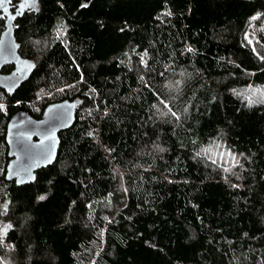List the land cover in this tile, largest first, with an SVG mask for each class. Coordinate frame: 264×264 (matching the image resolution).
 I'll return each mask as SVG.
<instances>
[{
  "label": "trees",
  "instance_id": "16d2710c",
  "mask_svg": "<svg viewBox=\"0 0 264 264\" xmlns=\"http://www.w3.org/2000/svg\"><path fill=\"white\" fill-rule=\"evenodd\" d=\"M33 1L29 74L0 88V264H264V0ZM65 97L57 159L9 181L11 112Z\"/></svg>",
  "mask_w": 264,
  "mask_h": 264
},
{
  "label": "water",
  "instance_id": "95a60500",
  "mask_svg": "<svg viewBox=\"0 0 264 264\" xmlns=\"http://www.w3.org/2000/svg\"><path fill=\"white\" fill-rule=\"evenodd\" d=\"M10 1L0 0V15H6V26L0 37V88L13 92L16 84L29 74L31 66L27 58L19 55L15 18L32 7L34 1L22 0L14 13H11ZM8 62H14L15 66L7 73L2 72L1 68ZM80 102L79 97L50 101L39 116L23 104L11 112L5 135L10 158L6 162L5 177L9 181L14 179L16 183L25 185L35 180L39 169L52 165L58 157L59 133L71 127L77 118L76 105ZM29 136L31 139H28Z\"/></svg>",
  "mask_w": 264,
  "mask_h": 264
},
{
  "label": "rangeland",
  "instance_id": "374dc122",
  "mask_svg": "<svg viewBox=\"0 0 264 264\" xmlns=\"http://www.w3.org/2000/svg\"><path fill=\"white\" fill-rule=\"evenodd\" d=\"M259 17L260 16H257L256 19L259 18ZM256 19H253V20H256ZM257 22L258 21H256V22L255 21H251V23H253L252 26H251V29L246 32V36L248 37L250 42L253 43V44H258L259 40H260L257 31L261 28V23L259 24ZM57 31H58L59 36H60V34L64 33L63 27H61V26H60V28H57ZM60 90H61V88L60 89L59 88L58 89H50L49 91L48 90H44V91L39 93L37 100H41V99L49 100L50 98L56 97V95L57 96L59 95V93H57V92H59ZM3 94H4L3 92H0V105H3V108L0 109V110L5 111V108L7 107V104L5 102ZM35 102H39V101H35ZM30 105L32 106V108H34L35 111L39 110V106L40 105L38 103L34 104L33 102H31ZM7 225H9L7 222H5V223H1L0 222V226H1L0 232H1L2 235H4V231L3 230H4V228Z\"/></svg>",
  "mask_w": 264,
  "mask_h": 264
},
{
  "label": "snow or ice",
  "instance_id": "6c2138e0",
  "mask_svg": "<svg viewBox=\"0 0 264 264\" xmlns=\"http://www.w3.org/2000/svg\"><path fill=\"white\" fill-rule=\"evenodd\" d=\"M83 6H87L86 4L85 5H83ZM4 11H7V8H4ZM253 19H256V17H253ZM189 51H191V49H189ZM3 108V105H0V109H2ZM173 115H175V113H172ZM89 135H91V133H89ZM28 139H31V137L29 136L28 137ZM238 163V162H237ZM225 171H228V169H225ZM32 179H34V177H32ZM39 199L40 200H44L45 199V196L44 195H41L40 197H39ZM7 209V205H5V210ZM12 226L9 224V225H7L5 228H4V233L6 234L7 233V231H8V229L9 228H11Z\"/></svg>",
  "mask_w": 264,
  "mask_h": 264
},
{
  "label": "flooded vegetation",
  "instance_id": "af4514ba",
  "mask_svg": "<svg viewBox=\"0 0 264 264\" xmlns=\"http://www.w3.org/2000/svg\"><path fill=\"white\" fill-rule=\"evenodd\" d=\"M1 21H3V23H4V26H6V15L4 16V15H1L0 16V22ZM5 27H3L1 30H0V37H1V32H2V30L4 29ZM7 66V64H5L2 68H1V71L2 72H5V73H7V72H9L14 66H15V64L10 68V70H7V71H5V67Z\"/></svg>",
  "mask_w": 264,
  "mask_h": 264
}]
</instances>
